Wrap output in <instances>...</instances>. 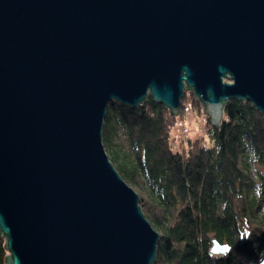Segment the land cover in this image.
Wrapping results in <instances>:
<instances>
[{"label":"water","instance_id":"obj_1","mask_svg":"<svg viewBox=\"0 0 264 264\" xmlns=\"http://www.w3.org/2000/svg\"><path fill=\"white\" fill-rule=\"evenodd\" d=\"M184 89L216 127L231 98L264 117V0H0L5 264H152L103 121L148 95L176 115Z\"/></svg>","mask_w":264,"mask_h":264},{"label":"trees","instance_id":"obj_2","mask_svg":"<svg viewBox=\"0 0 264 264\" xmlns=\"http://www.w3.org/2000/svg\"><path fill=\"white\" fill-rule=\"evenodd\" d=\"M189 101L201 113L189 90L176 115L149 95L135 107L112 101L103 121L105 151L159 234L152 264H264V193L253 188H264V117L231 98L219 126L206 119L208 144L201 136L175 149L169 132ZM250 162L259 166L256 182ZM213 241L227 250L210 255ZM6 253L0 234V264Z\"/></svg>","mask_w":264,"mask_h":264},{"label":"rangeland","instance_id":"obj_3","mask_svg":"<svg viewBox=\"0 0 264 264\" xmlns=\"http://www.w3.org/2000/svg\"><path fill=\"white\" fill-rule=\"evenodd\" d=\"M196 98V97H195ZM197 99V98H196ZM201 113H198L196 106L190 101L187 103V108L183 116H177L175 124L172 126L169 132V142L175 149H180L186 144L188 139H194L203 136L205 138L204 144H208L210 137L206 134V119L210 120L204 112V108L201 107ZM121 144H125L121 133L119 134ZM126 145V144H125ZM251 177L256 180V170L258 165H254L250 162ZM256 182V181H255ZM253 184H255L253 182ZM254 192H256V186H253ZM9 252L7 251L6 255Z\"/></svg>","mask_w":264,"mask_h":264},{"label":"clouds","instance_id":"obj_4","mask_svg":"<svg viewBox=\"0 0 264 264\" xmlns=\"http://www.w3.org/2000/svg\"><path fill=\"white\" fill-rule=\"evenodd\" d=\"M264 193V188H262L261 186H257L256 188V195L257 197L259 198L261 196V194ZM217 242L216 241H213V245H215ZM225 248H227L228 246L227 245H224ZM215 251V247L211 248L210 249V255H212Z\"/></svg>","mask_w":264,"mask_h":264},{"label":"bare ground","instance_id":"obj_5","mask_svg":"<svg viewBox=\"0 0 264 264\" xmlns=\"http://www.w3.org/2000/svg\"><path fill=\"white\" fill-rule=\"evenodd\" d=\"M225 81V80H224ZM184 91H185V89H184ZM117 102V101H116Z\"/></svg>","mask_w":264,"mask_h":264}]
</instances>
